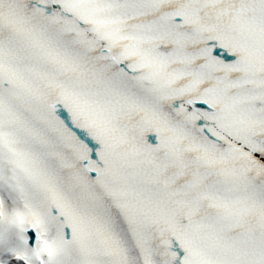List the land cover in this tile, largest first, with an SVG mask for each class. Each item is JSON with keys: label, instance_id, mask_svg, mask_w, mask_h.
Segmentation results:
<instances>
[{"label": "snow or ice", "instance_id": "snow-or-ice-1", "mask_svg": "<svg viewBox=\"0 0 264 264\" xmlns=\"http://www.w3.org/2000/svg\"><path fill=\"white\" fill-rule=\"evenodd\" d=\"M0 264H264V0H0Z\"/></svg>", "mask_w": 264, "mask_h": 264}]
</instances>
